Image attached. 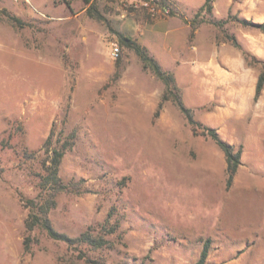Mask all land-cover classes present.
Instances as JSON below:
<instances>
[{
    "label": "rangeland",
    "instance_id": "374dc122",
    "mask_svg": "<svg viewBox=\"0 0 264 264\" xmlns=\"http://www.w3.org/2000/svg\"><path fill=\"white\" fill-rule=\"evenodd\" d=\"M205 2L0 0V264H196L206 241L209 264H264V31L249 23L264 22V0H215L195 18ZM121 36L175 75L199 130L243 147L230 185L224 151L173 101L159 108L165 83ZM64 119L76 142L60 175L73 188L52 224L76 237L113 211L107 246L26 228L44 142Z\"/></svg>",
    "mask_w": 264,
    "mask_h": 264
},
{
    "label": "trees",
    "instance_id": "16d2710c",
    "mask_svg": "<svg viewBox=\"0 0 264 264\" xmlns=\"http://www.w3.org/2000/svg\"><path fill=\"white\" fill-rule=\"evenodd\" d=\"M85 2L89 3L91 0H85ZM214 2L215 0H206L200 11L196 14L195 18H198L202 11L211 13L213 11ZM67 3L70 4V1H67ZM164 8L171 10V7L168 5H165ZM7 17L11 21L22 23L20 18L11 16V14H7ZM241 21L243 23H248L245 19ZM249 23H252V25L264 31V22ZM232 39L234 44L238 45L234 36H232ZM121 42L124 46L133 48L142 60L144 67L152 70L153 73L165 83L166 89L162 96L159 108H161L166 101H173L186 115L196 135L210 137L224 151L227 159L228 184L230 185L233 182L239 166L241 165L243 147L240 146L236 148L235 145L223 140L216 128L205 126L202 130H199V128L201 129V124L194 118L193 109L186 106L182 97L181 88L177 84L175 75L164 69L158 60L150 54L149 50L137 41L127 36H121ZM263 89L264 70H262L258 77L255 100L259 98ZM75 142L76 133L74 131H71L70 133L66 132V119L63 120L62 127L59 132H57L56 126H54L50 135L44 142L43 150L45 157L43 160V167L42 171L37 174L39 177V181L37 183L39 193L36 197L28 198L25 202V206L29 210L28 217L26 219V228L29 232H33L36 229H42L46 231L51 238L67 242L75 249H79L83 245H88L92 248H100L107 246L110 243L106 236L108 234L115 233L119 228L118 221L111 223L113 211L109 213L106 222L100 226L99 230L90 227L76 237H71L65 233L57 231L50 218V212L57 205V194L61 191L68 190L70 187L73 188L72 184L65 183L63 181L60 175V167L65 154L73 148ZM34 155L35 154L33 152H25V156L27 158H32ZM31 246L32 238L29 236L25 242L26 250L28 251ZM209 250L210 244L209 241H206L201 256L196 264H209L207 262Z\"/></svg>",
    "mask_w": 264,
    "mask_h": 264
},
{
    "label": "built area",
    "instance_id": "2783aa9c",
    "mask_svg": "<svg viewBox=\"0 0 264 264\" xmlns=\"http://www.w3.org/2000/svg\"><path fill=\"white\" fill-rule=\"evenodd\" d=\"M121 54L120 46L116 45L115 47L112 48V55L117 58Z\"/></svg>",
    "mask_w": 264,
    "mask_h": 264
},
{
    "label": "crops",
    "instance_id": "0c3cea01",
    "mask_svg": "<svg viewBox=\"0 0 264 264\" xmlns=\"http://www.w3.org/2000/svg\"><path fill=\"white\" fill-rule=\"evenodd\" d=\"M254 89H255V88H254L253 85H252V86L248 89V93H249V92H250V93H251V92L254 93ZM236 90H237V88H236Z\"/></svg>",
    "mask_w": 264,
    "mask_h": 264
}]
</instances>
